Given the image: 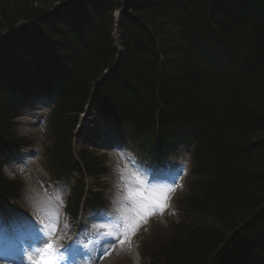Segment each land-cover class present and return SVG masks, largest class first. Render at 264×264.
<instances>
[{
  "label": "trees",
  "instance_id": "obj_1",
  "mask_svg": "<svg viewBox=\"0 0 264 264\" xmlns=\"http://www.w3.org/2000/svg\"><path fill=\"white\" fill-rule=\"evenodd\" d=\"M69 1L72 0H0V40L7 33L14 32L19 23L34 21L36 16L46 15L56 3L66 4ZM120 1L82 0L72 9L63 10V14L60 13L62 11L52 12L51 24L41 25L59 34L62 40L66 39L68 46L74 49L73 53H69L61 47L49 60H43L44 72L47 69L55 72L56 66L69 69L59 73L65 75L67 83L55 87V92H62L66 87L73 88L76 80L85 82L83 85L75 84L76 89L68 97L65 98L63 93L61 100L56 101L47 130L52 145L46 148V155L54 161L49 172L66 182L69 175L75 173L79 178L71 193L70 202L74 208L84 194V182L81 166L74 167L72 133L77 114L91 97L86 82L97 75L94 67H105L111 61L108 57L112 52L109 54V51L115 49L111 38L112 16L120 7ZM129 1L133 21H138V24L130 17H125L122 22V40L134 55L130 56L128 66H136L140 71L135 79L141 80L144 85H159L160 92L164 91L160 86L162 79L169 75L177 76L180 81L173 86L175 90L171 95L177 90L182 95L175 100L171 96L172 111H182L183 115L167 113L166 117L165 106L157 100L158 93L135 83L128 88L129 84L125 82L111 86L99 84L95 106L104 107L102 111L106 114L111 111L121 114L126 122L135 127L138 136H154L158 127L155 121L163 114L160 122L164 129L174 127V132H195L198 145L195 170L189 181L192 190L188 201L181 207L187 216L182 220V226L174 228L171 240L151 253V264L234 263L241 257L240 247L246 249L264 244V231L255 229V233L248 237L241 232L243 225L264 211V142L260 143L258 138L260 135L264 138V0ZM218 2L231 9L225 16H220L223 15L220 13L218 21L214 22V7ZM165 18L170 20L169 24L175 31L177 29L179 44H182L173 52L161 43L159 29L165 26ZM29 26L35 31L39 28V24L24 27L20 40L27 41L25 30ZM203 34L215 39L216 46L212 47L214 57L209 55L210 50H204V53L200 50L202 45H206L201 39ZM192 35L198 38L192 39ZM194 40H198L197 44ZM10 42H17L18 46L10 45ZM26 44L28 42L15 39L0 46V69L9 64L27 69L36 64L32 60L39 62L34 58L35 51L33 58H25L28 56L26 50L32 48L25 47ZM143 47L148 52H142ZM220 54L225 58L226 65L218 69L221 73L218 74L215 70L219 65L215 60ZM260 62L263 65L256 66L255 71L249 73L248 81L242 83L228 76L229 69L232 66L236 68V64L242 69H251ZM6 73H0V133L8 138L13 129L9 131L6 126L15 119L18 109L13 103L17 98L3 85L8 77ZM120 74L123 80L126 74L124 71ZM212 74L220 79L218 83L213 81ZM195 86L198 91L200 89L199 94L195 92ZM185 100L196 101V106H187ZM107 105H111L110 111H107ZM197 111L206 118L204 132H200L197 124L190 120L192 115L198 117ZM164 137L173 140L168 134ZM179 140L175 138V143ZM254 142L259 145L248 149L250 144L255 145ZM64 154L68 155L62 158ZM79 155L88 176L102 174L96 170L94 159L86 152ZM17 189L18 186L0 175V195L13 198ZM253 212L255 215L250 217ZM256 231L259 236L255 235Z\"/></svg>",
  "mask_w": 264,
  "mask_h": 264
},
{
  "label": "bare ground",
  "instance_id": "obj_2",
  "mask_svg": "<svg viewBox=\"0 0 264 264\" xmlns=\"http://www.w3.org/2000/svg\"><path fill=\"white\" fill-rule=\"evenodd\" d=\"M215 11V16L216 17H213V21L214 22H217V17L218 15L221 13L223 15H220V16H225L229 13V10L231 9L230 7H227V6H224V4L218 2L215 4V7H214ZM103 13V12H102ZM228 17V16H227ZM51 18H53V16L51 14H46L44 16H40V17H35L34 21L37 20L38 24H39V28L37 29V31L33 30L32 27L29 26V28H27L25 30V34H26V37L25 38L29 43L25 45V47H32L36 50L35 52V59H39L40 61H47L49 60L53 54H57V50H61V47H63V50L64 51H67L69 53H73L74 49H72L71 46H68V42L66 41V39H61L60 35L59 34H54L53 30H49V29H45L43 28L41 25H50L51 24ZM138 22V21H137ZM136 21H134L135 24H138ZM164 22L166 24H171L170 20H167L166 18L164 19ZM192 39H196L198 38V36H191ZM202 39V42L203 43H206V45L208 46H211V47H214L216 46V42H215V39L210 36V35H202L201 37ZM198 41V40H197ZM197 41L194 40V43L197 44ZM11 44L10 45H13V46H18V43L17 42H10ZM194 47H196L195 44H192ZM62 50V51H63ZM27 55L28 56H25V58H29L31 57L32 54H34V50H29L27 49ZM148 52V50L143 47L142 48V52ZM169 51V50H167ZM171 51V50H170ZM112 52V55L109 56L108 58L111 59V61L109 62L108 65H106L104 67V65H101V66H95L94 68H96L95 70V73L97 75H95L92 79H88L87 82H86V85H87V88H89V91L90 92H96L99 88L96 87L95 85H98V84H105V85H115L117 83H128L129 85H133L134 83L139 85L140 87H146V88H149V89H152L153 91H156L158 94H156V97H157V100L163 104L165 106V114H166V117H167V113L168 114H175V115H183V112H176V111H172V100H171V96L172 98L175 100L177 99L180 94L182 95V93H180L178 90L171 95V92H174V87L175 85L179 84V81L180 79L176 76H166L165 79H162L160 78V75L158 76L159 80L162 79V83L160 84L161 88L164 89L163 92H160V89L158 88L159 85H152L151 86L147 83L146 85L142 84L141 80H137L135 79V76L136 74L139 75V72L138 69L133 66H131L129 68L128 66V61H130L131 59V51H129V49H123V50H110L109 51V54ZM134 57V55H132ZM137 56V55H136ZM220 60L221 59H224L223 58V55L220 54ZM33 58V57H31ZM220 60L218 61V64L220 63ZM250 62H252L251 60H249ZM69 63V61H67ZM108 62V59L106 60V64ZM251 64V63H250ZM261 65H263L261 62L260 63H257L256 65H254V67H252L251 69H248V68H241L239 65L236 64V68H234L232 66V68L229 69V72H230V75L229 78H235L237 79L238 81L242 82V81H248L249 80V73H251V71H255V67L256 66H259L261 67ZM137 66L140 67V64ZM251 66V65H250ZM4 68H7V67H4ZM77 68V67H75ZM30 70L34 69L32 66L29 68ZM78 70L80 69L79 67L77 68ZM143 69V68H142ZM220 68H217L215 71L218 73V74H221L220 71L218 70ZM126 70V71H125ZM121 71H124V73L126 74V76L124 77L123 80H121V77H123L120 72ZM247 74H245V73ZM131 73V74H130ZM224 75V71L222 72V75ZM137 78V76H136ZM212 78H213V81L214 82H219L220 79H218V77L214 76L212 74ZM93 81V82H92ZM121 81V82H120ZM212 81V80H211ZM74 86L73 88L72 87H66L64 91L62 92H59L58 95L56 94L54 96V102L56 101H59L61 100V97L64 96L65 94V98L68 97L70 94H71V91L72 90H75L76 89V85H83L85 82L84 80H81V81H74ZM154 83H156L154 81ZM243 83V82H242ZM76 84V85H75ZM173 89V90H172ZM104 90V89H103ZM172 90V91H171ZM64 93V94H63ZM186 101V105L187 106H190L192 107L191 105H195L196 106V101H188V100H185ZM199 105V103H198ZM189 107V108H190ZM29 109H32L31 107H28ZM107 111H110L111 110V105H107ZM197 114H198V117L197 116H191L190 120H192L193 123L197 124L196 127L200 130V132H204V127L207 126V124H204L206 121V118L204 115H200L199 111H197ZM160 119H163L164 118V115L163 114H160ZM160 119L157 118L155 123H158V129L161 130V131H165L167 129H164L162 126H164L161 122H160ZM14 127V121H10L8 123V125L6 126V129L11 131V128ZM168 130L170 131V128H168ZM90 142L93 143V144H99L100 143V140H99V137H97L96 134H94L92 136V138L90 139ZM45 149V148H43ZM201 150V149H200ZM47 150H45V153H46ZM69 154V153H68ZM68 154H64L62 155L61 157L64 158L66 157V155ZM35 156V151H25L23 152V154H21L19 156V163L21 164H26L27 166L29 165H33L32 162L30 161H27V160H35L36 158H34ZM61 158V159H62ZM36 163V162H35ZM45 188H43L44 190ZM255 215V213L253 212L250 217H253ZM29 229H32V230H35V227L32 226V225H29L28 226ZM37 235V234H35ZM8 243H7V248L5 252L8 253V255H10L12 258H17L18 257V254H23L24 255V250L25 249H29L31 246L30 244H32V240L29 239V237H24V236H18L17 234L13 233L9 236V239H8ZM29 245V246H28ZM34 245V244H33ZM258 247L261 248V245L258 244ZM55 248V247H54ZM20 250V251H19ZM41 251V250H40ZM43 253V251H41ZM57 252V250L55 249V252L54 254ZM28 254L26 255L28 257V259L26 260H23L20 256H19V260H23V262L25 263H30V264H40L41 260L44 259V255L42 254L39 258L35 255V253L33 251H28L27 252ZM71 258V255H68L64 252V258L63 260H68ZM110 255H106V257H104V261L102 264H108V262L110 261ZM135 262L136 264H140V261H139V258H136L135 259Z\"/></svg>",
  "mask_w": 264,
  "mask_h": 264
},
{
  "label": "rangeland",
  "instance_id": "obj_3",
  "mask_svg": "<svg viewBox=\"0 0 264 264\" xmlns=\"http://www.w3.org/2000/svg\"><path fill=\"white\" fill-rule=\"evenodd\" d=\"M127 1V0H126ZM128 2V1H127ZM76 3V2H75ZM73 3V5H67L64 6L67 9H72L73 7H75L78 4ZM123 9L126 8L124 7ZM116 14V11L113 12ZM113 14L112 16V30L111 33L115 36H119L118 32L121 31L122 28V22L121 20L116 21L114 17L117 18L118 14L115 15ZM134 22V21H133ZM124 23V22H123ZM157 27V26H156ZM177 31V29H176ZM174 30V28L172 27V25L170 24H166L165 26L163 25V27H161L159 29V33L161 34L160 38H162L161 43H165L167 46H174L175 44L178 45L177 43L179 42V37L177 36V33ZM35 50V49H34ZM36 51V50H35ZM151 81L152 78H151ZM154 82V81H153ZM96 87L99 86L95 85ZM197 88V86H195ZM198 94L200 93V89L197 91ZM197 95V93H196ZM131 96V95H130ZM87 118L89 117H94V115L87 114L86 116ZM33 121H37V119H35L34 117L32 118V114H28L25 117H22V120L20 122V124H18L17 127V136L18 137H26L29 138V140H33V144H32V149L39 151V159H35L34 161L36 162L33 165H30L29 168H24L23 170H18L16 169L14 171L13 174H9L8 177L9 179H17L19 181H21L24 185V188H22L23 190H20V198L18 200V203L20 204L19 207H21V210H25L28 211L31 215L32 218H36L39 217L41 218L43 221L46 220L48 223H50L52 226H54L53 224V220L55 221V223H57V225L59 226L58 220H59V213L58 210H56V212L53 210L54 206H52V201H50L49 199H46V196L44 194V190H43V186H46V180L49 179V175L45 172L44 167H43V162H42V149H43V145L45 144V139L42 133V128H40V126H38V123H35ZM44 121V119H43ZM33 122V123H32ZM86 130L84 131V136H88L89 135V130L94 128V122L92 124L91 121H89L86 124ZM100 129L102 130V132L105 131L103 122L101 124ZM117 142V140H115ZM81 145H84V143H82ZM98 146H100L99 144H97ZM108 153H111V151H108ZM109 162L108 165L111 164L112 168L110 169L111 172L108 176L104 177L103 180H105L108 185L111 186L110 191L108 192H115L114 196L117 200V207L122 208V207H130L132 213H134V217H137V212H138V206L137 205H133V204H124L121 202V197L118 194L121 193H127L128 197H129V201H131L130 199L132 197L135 196H129V192L132 191L133 193H135V191L128 187L129 183H132V181L136 179L137 177V171L133 168V166L131 165V163L127 160V158L120 154H113L111 156V154H109ZM10 173V171L7 172V174ZM102 179H100V184H104V181ZM103 181V182H102ZM17 185H19L20 187H22L21 184L17 183ZM173 184H168V183H162L159 184L158 186H154L152 189L156 190L157 192H161V193H167L168 196H170V192H171V188L173 187ZM113 188V189H112ZM112 189V190H111ZM111 192V193H112ZM181 196V194H180ZM179 195L176 198V207H178L179 205ZM170 200H167V204L168 206L166 208H164V212L166 213L168 211L169 208V204H171L169 202ZM55 208H57L55 206ZM58 209V208H57ZM115 210L111 209L110 211H106L104 212V214H106V216L104 218L98 219V218H94L93 221H95L96 223L100 222V224H105L107 222H109V217L112 215L111 213H113ZM33 214H32V213ZM164 212L161 213V211H159V209H157L154 212V215L158 214V217L160 219V221H158L159 226H162L160 228H162L161 230H157V233L155 234V236L153 235V232H150L149 235L151 236L149 238V241L147 243L148 246V250L153 251L155 248H160L162 247V244L164 245V243L168 242L171 240L172 236H173V232H174V225L172 224V226H169L168 223H165V219H162L163 217L161 216V214H164ZM177 212L178 209L175 208V217L177 216ZM154 215L148 216L147 219H149V217H152ZM155 217V216H154ZM61 218V217H60ZM126 222L128 220H125ZM146 223V222H145ZM119 225V224H118ZM113 225H111L112 227ZM120 226V225H119ZM140 226H145V224H140ZM109 233H112V231L110 230ZM127 233V234H126ZM126 233L121 232V236L122 237H126L129 234H131L128 230L126 231ZM128 237V236H127ZM120 255L118 256H114L111 260V262H113V264H120V259L119 258ZM130 258V255H129ZM125 261H127L128 264H136L135 262H133L132 258L128 259V258H122ZM130 260H132L130 262ZM152 262V260L150 259H146V264H150ZM142 264H144L142 262Z\"/></svg>",
  "mask_w": 264,
  "mask_h": 264
},
{
  "label": "snow or ice",
  "instance_id": "obj_4",
  "mask_svg": "<svg viewBox=\"0 0 264 264\" xmlns=\"http://www.w3.org/2000/svg\"><path fill=\"white\" fill-rule=\"evenodd\" d=\"M140 171H147L150 176L151 181H155L157 179L155 173V170H146L139 168ZM139 179L138 177L136 178ZM129 196H136L138 199L136 201H133V203L137 204L138 206V212L137 217L134 219H130L127 221V230L132 234L135 235L136 230L139 228V225L141 222H146L148 216H151L154 214V212L159 209L161 213L163 212L164 208L168 206L167 200L170 199V197L167 195V193H161L157 192L156 190L152 188H145L140 187L135 193L132 191L129 192ZM106 214L100 213L98 214L97 218L101 219L104 218ZM4 221V214L2 211H0V224H2ZM120 226L124 227V222H120ZM39 235V234H38ZM105 243L112 244L115 241L111 240L110 238H106ZM125 241L121 240L120 243L123 244ZM41 249H43V253H41ZM76 250V245L70 246L68 249H65V253L68 255H72L74 251ZM28 251H33L38 256L44 255L45 260L48 256H51L55 252L54 245L52 243H49L47 239L43 240L41 243H38L36 245L30 246L29 249L24 250V255H27ZM103 254V253H102Z\"/></svg>",
  "mask_w": 264,
  "mask_h": 264
}]
</instances>
